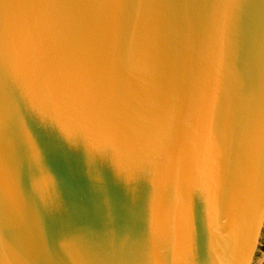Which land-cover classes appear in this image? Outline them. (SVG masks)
I'll use <instances>...</instances> for the list:
<instances>
[{
    "label": "water",
    "instance_id": "95a60500",
    "mask_svg": "<svg viewBox=\"0 0 264 264\" xmlns=\"http://www.w3.org/2000/svg\"><path fill=\"white\" fill-rule=\"evenodd\" d=\"M166 2L161 64L179 87L197 69L212 9L196 0ZM30 3L0 0V31L30 21L36 11ZM159 11L153 0H144L143 7L138 0H127L125 33L138 15L151 27ZM262 81L264 0H252L237 46L228 51L217 108L216 133L223 150L218 155L227 177L221 199L202 182L203 160L210 150L206 123L198 126L179 110L174 119L180 149L169 171L182 181L174 193L173 188L165 191L166 178L158 187L150 177L122 176L113 160L97 151L104 137L80 136L70 117H28L43 157V167L34 165L23 135L24 105L14 90L0 96V162L9 176L19 178L17 204L0 189V264H148L149 240L152 264H192L194 259L204 264H262L264 253L258 258L264 214L249 213L242 201L232 198L238 127L249 111L240 96L254 87L258 104ZM174 195L178 206L170 212L167 203Z\"/></svg>",
    "mask_w": 264,
    "mask_h": 264
},
{
    "label": "snow or ice",
    "instance_id": "6c2138e0",
    "mask_svg": "<svg viewBox=\"0 0 264 264\" xmlns=\"http://www.w3.org/2000/svg\"><path fill=\"white\" fill-rule=\"evenodd\" d=\"M138 2L143 7L144 0ZM196 2L212 11L202 32L197 69L179 87L161 64L166 0H153L160 11L151 27L138 15L126 33L127 0H31L36 10L31 20L0 31V96L14 90L24 105L20 117L34 165L43 167V157L28 117H70L80 136L104 137L97 151L111 158L122 176L150 177L158 187L166 178L165 191L173 188L175 193L182 177L169 171V163L180 149L174 119L179 110L198 126L206 123L210 150L203 160L202 182L221 199L227 177L218 155L223 150L216 133L217 108L228 51L237 46L252 0ZM256 96L254 87L240 96L249 111L238 127L232 198L258 216L264 214V81L258 104ZM0 189L9 202L18 203L19 178L9 176L3 162ZM167 205L170 212L175 210L176 197ZM192 236L195 250L194 229ZM148 249L152 264L151 240ZM192 264L204 261L194 259Z\"/></svg>",
    "mask_w": 264,
    "mask_h": 264
},
{
    "label": "rangeland",
    "instance_id": "374dc122",
    "mask_svg": "<svg viewBox=\"0 0 264 264\" xmlns=\"http://www.w3.org/2000/svg\"><path fill=\"white\" fill-rule=\"evenodd\" d=\"M264 253V229L262 233V239H261V245H260V252H259V258H261V254Z\"/></svg>",
    "mask_w": 264,
    "mask_h": 264
},
{
    "label": "trees",
    "instance_id": "16d2710c",
    "mask_svg": "<svg viewBox=\"0 0 264 264\" xmlns=\"http://www.w3.org/2000/svg\"><path fill=\"white\" fill-rule=\"evenodd\" d=\"M262 264H264V262Z\"/></svg>",
    "mask_w": 264,
    "mask_h": 264
}]
</instances>
